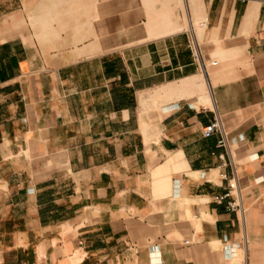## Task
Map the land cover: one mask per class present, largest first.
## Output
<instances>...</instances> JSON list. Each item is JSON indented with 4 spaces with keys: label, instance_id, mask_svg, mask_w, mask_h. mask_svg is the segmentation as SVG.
Wrapping results in <instances>:
<instances>
[{
    "label": "crops",
    "instance_id": "1",
    "mask_svg": "<svg viewBox=\"0 0 264 264\" xmlns=\"http://www.w3.org/2000/svg\"><path fill=\"white\" fill-rule=\"evenodd\" d=\"M0 264H264V0H0Z\"/></svg>",
    "mask_w": 264,
    "mask_h": 264
},
{
    "label": "built area",
    "instance_id": "2",
    "mask_svg": "<svg viewBox=\"0 0 264 264\" xmlns=\"http://www.w3.org/2000/svg\"><path fill=\"white\" fill-rule=\"evenodd\" d=\"M212 64H216V61H213ZM221 131L220 123L217 119L213 120L209 124H207L205 127L202 128L201 134L203 137H209L212 134ZM224 140L220 141V143H223ZM222 159V154L218 155ZM222 178L227 180V190L225 193L221 195H215L213 197V200L215 202L221 203L222 201L229 199L226 202V207L228 211L232 212H241L242 211V205L239 198L238 193V186L237 181L235 178H228L227 175L222 174Z\"/></svg>",
    "mask_w": 264,
    "mask_h": 264
},
{
    "label": "bare ground",
    "instance_id": "3",
    "mask_svg": "<svg viewBox=\"0 0 264 264\" xmlns=\"http://www.w3.org/2000/svg\"><path fill=\"white\" fill-rule=\"evenodd\" d=\"M198 25H199V28H202L203 27V25L202 24H200V22L199 23H197ZM198 25H196V26H198ZM202 25V26H201Z\"/></svg>",
    "mask_w": 264,
    "mask_h": 264
}]
</instances>
